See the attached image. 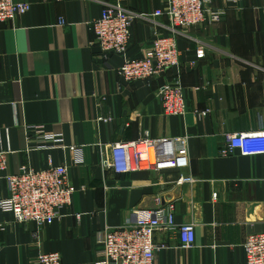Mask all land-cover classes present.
<instances>
[{"label": "crops", "instance_id": "crops-1", "mask_svg": "<svg viewBox=\"0 0 264 264\" xmlns=\"http://www.w3.org/2000/svg\"><path fill=\"white\" fill-rule=\"evenodd\" d=\"M21 1L29 10L0 22V150L7 129L9 171L41 170L50 158L68 167L74 193L70 208L43 226L0 210V264H33L49 252L63 264H96L100 231L131 220L136 210L170 203L177 224L194 225V243L183 248L175 231H156L153 264H241L245 238L264 233V154L221 150L228 134L264 131L261 0H211L223 17L176 36L180 67L134 82L118 73L124 60L140 57L155 33H171L169 19L152 14L164 9L161 0ZM116 2L135 15L130 42L126 53L102 56L90 22ZM199 43L205 55L196 60ZM174 80L184 87L183 116L164 114L155 95ZM40 125L62 133L66 147L33 148L43 144L34 130ZM145 134L181 138L189 164L121 174L102 164L110 145ZM180 174L196 181L177 184ZM7 195L0 178V196Z\"/></svg>", "mask_w": 264, "mask_h": 264}, {"label": "built area", "instance_id": "built-area-1", "mask_svg": "<svg viewBox=\"0 0 264 264\" xmlns=\"http://www.w3.org/2000/svg\"><path fill=\"white\" fill-rule=\"evenodd\" d=\"M241 1V0H230ZM163 10L152 13L169 19L170 34L155 33L145 44L140 57L127 58L118 68V73L127 82L150 79L166 74L172 68L180 67V52L176 36H189L192 28L210 26L219 22L224 9L212 6L211 0H161ZM264 7V0H261ZM27 2L0 0V22L10 21L29 10ZM135 15L123 8L121 3L107 4L100 17L90 22V30L95 37L102 56L110 53H126L130 42V29ZM64 25L62 18L58 19ZM195 59L205 55L203 44L195 48ZM193 63V62H192ZM162 111L166 115L183 116L187 107L184 87L178 80L161 84L155 91ZM198 117L208 115V110H193ZM107 121V119H105ZM43 125L34 130L42 140L36 149L65 148L62 133L42 132ZM6 147L0 150V178L7 185L8 195L0 196V210L13 215L16 222L32 223L38 226L51 224L70 208L74 188L68 180V167L53 165L48 158L46 168L35 170L20 165L17 172L9 171L8 157L12 152L9 134L4 129ZM221 153L233 154L235 150L243 154H264V131L232 133L225 137ZM72 149V147H70ZM80 157V156H79ZM80 159V158H79ZM188 148L181 138H150L145 134L134 141H121L110 145L105 151L102 164L112 168L116 174L132 173L140 170H159L169 166L185 168L189 164ZM77 161V160H76ZM177 184L193 183L195 177L180 174ZM173 204L154 208H143L133 213L132 219L120 226H107L97 234L99 249L96 264H153L156 244L155 232L160 229L177 233L180 245H193L195 227L191 223L177 224ZM79 220L80 215L76 214ZM244 259L241 264H264V233H251L242 244ZM33 264H63L57 252L42 253L33 259Z\"/></svg>", "mask_w": 264, "mask_h": 264}]
</instances>
